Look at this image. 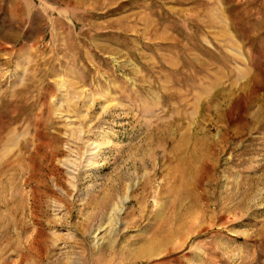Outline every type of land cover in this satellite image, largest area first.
I'll return each mask as SVG.
<instances>
[{
  "label": "rangeland",
  "instance_id": "1",
  "mask_svg": "<svg viewBox=\"0 0 264 264\" xmlns=\"http://www.w3.org/2000/svg\"><path fill=\"white\" fill-rule=\"evenodd\" d=\"M0 264H264V0H0Z\"/></svg>",
  "mask_w": 264,
  "mask_h": 264
}]
</instances>
